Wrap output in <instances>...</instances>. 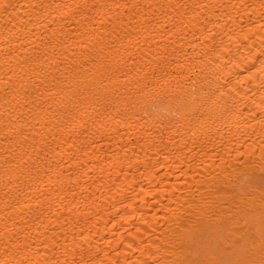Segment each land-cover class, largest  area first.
<instances>
[{"label": "bare ground", "instance_id": "6f19581e", "mask_svg": "<svg viewBox=\"0 0 264 264\" xmlns=\"http://www.w3.org/2000/svg\"><path fill=\"white\" fill-rule=\"evenodd\" d=\"M0 264H264V0H0Z\"/></svg>", "mask_w": 264, "mask_h": 264}]
</instances>
